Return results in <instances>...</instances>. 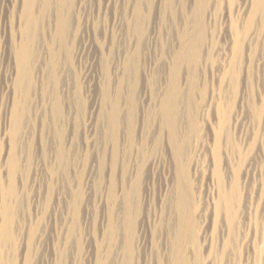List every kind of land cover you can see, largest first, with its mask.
Masks as SVG:
<instances>
[{
    "label": "rangeland",
    "instance_id": "1",
    "mask_svg": "<svg viewBox=\"0 0 264 264\" xmlns=\"http://www.w3.org/2000/svg\"><path fill=\"white\" fill-rule=\"evenodd\" d=\"M16 1L0 0V102L8 101L11 107L5 120L4 108L0 105V264H48L50 253L61 246L68 250L66 264H120L126 259L121 256L128 238L133 246L131 264H163L169 256L175 222L162 194L170 158L162 156L161 146L150 141L157 131L160 132L158 107L161 98L172 90L170 52L173 45H179L177 34L180 36L185 28L188 12L183 8H186V0H171L169 5L167 0H50L49 8L45 6V0H34L32 6L24 10L30 13L29 20L22 13L24 7L21 4L17 7ZM236 2L238 0H207L203 56L187 59V63L184 60L180 65L179 83L183 93L175 103L179 112V134L189 137L186 159L191 169L197 166L199 170L196 176L194 170L192 172L196 208L193 215L197 220L198 238L196 241L187 238L182 242L192 263L199 257V264H259L260 252L264 250V17L255 24L258 35L250 48L246 43L251 36L246 35L244 56L241 55V62H238V81H234L227 65H234L231 49L236 37L233 38L230 28L234 29L232 24L237 19ZM228 9L232 15L235 13L232 17L236 19L232 18L231 23L226 18ZM63 12L71 24L67 38L58 40L56 23ZM237 20L239 26L236 25L238 28L242 25L239 28L242 30L244 23ZM26 25H30L33 35L28 40L30 57L26 62L25 79L20 80L15 53L21 42L25 43L23 27ZM55 98L63 100L61 116L55 113ZM18 102L23 105L24 129L19 137L22 146L19 144V168L13 181L10 158L6 153L7 138L3 140L1 135L3 125L13 127L12 116ZM116 105L120 108L122 122L127 121L126 114H134V122L129 126L124 122L120 128L123 138L126 134L129 140L128 129L134 131V144L127 152L128 156L133 154L132 158L129 156L131 164L135 165L142 157L145 163L136 196L132 199L135 214L132 233H129L125 202L129 200L131 183L128 180L134 171L129 168L130 177L126 174L128 167L124 165L129 161L128 156L122 154L117 162L113 156L110 117ZM224 112L230 123L221 137V169L225 168L228 182L233 178L240 179L242 191L235 206L233 234L227 233L229 227L224 213L215 217L213 204L221 200L222 192L207 167L213 157L209 154H212L215 136L221 130L219 120ZM237 114L240 120L235 126L232 122ZM137 134L150 140L148 145L144 146V143L145 148L137 143ZM63 135L67 151L63 164L65 169L69 167L66 174L53 162L52 155L61 145ZM154 158H162L161 162L165 160L166 165L162 162L161 166H164H156L151 171ZM57 167L60 176L64 172L66 178L57 180L59 183L56 184L52 172ZM246 170H249L247 176ZM12 183L16 194L10 197L5 194V188ZM5 203L12 207L8 235L6 233L4 238ZM74 222L77 230L65 241L59 235L63 223L71 233ZM223 238H230L233 243L225 248L227 250L223 248Z\"/></svg>",
    "mask_w": 264,
    "mask_h": 264
},
{
    "label": "bare ground",
    "instance_id": "2",
    "mask_svg": "<svg viewBox=\"0 0 264 264\" xmlns=\"http://www.w3.org/2000/svg\"><path fill=\"white\" fill-rule=\"evenodd\" d=\"M53 1V0H52ZM52 1L50 0H45L46 4L45 6L48 7V4H49V7L52 3ZM65 1V0H63ZM68 1V0H67ZM168 1V5L169 3L171 2V0H167ZM166 1V2H167ZM185 1V0H184ZM228 1H232V0H228ZM17 4L16 6L18 7L20 4L24 7L23 10H22V13L24 12V16L29 20L30 19V13L29 12H26L24 11L25 8H27L28 6H32L34 0H17L16 1ZM142 2V1H141ZM72 3V2H71ZM137 3V2H136ZM238 3V4H237ZM172 4V3H171ZM186 8L184 7L183 9H185L186 13L187 14V21H185V28H184V31H182L181 35L179 36V34H177V40H178V37H180L179 39V45L176 47L175 45H173L171 47V52H170V56H171V60L173 61L172 62V74H171V86L170 88H172L171 91L172 94H169L171 91H169L166 95L164 93V99L161 98V104L160 106L158 107L159 111H158V114H160V118H161V126H160V132L157 131V134L155 133V135L151 138L153 140H149L150 142H152V144H155V145H160L161 146V150H162V156H166L168 157V159L170 158V160H168V162L170 161V168L168 170V176L165 181V186L164 189H163V197L165 198L164 202L166 205H168V209L171 211V214L174 215L175 217V222H174V225L172 226V229L173 231L172 232V245H171V249L169 250V256L166 257V260L164 261L163 264H165V262L167 264H199L201 258L199 257H196L195 261H193V263L188 259V257L186 256L187 254H185L184 252V249L182 248V242H185V239L187 238H190L191 241H196L197 240V236H196V231H195V217L193 215V210L195 208L194 206V194H193V180L195 179H192L193 175H192V172L194 170V173L196 176V173H198L199 175V170L197 168V166H195L193 169H191V165H190V162L188 163V160L186 159L187 157V145H188V139L189 137L187 138V134L184 135V134H179V122H178V118H179V112L177 111V107L175 104L176 101L178 100V98L181 96V94L183 93L181 91V84L179 83V77H180V66L183 62H185L187 59H196V58H199L203 50V45L205 43V40H206V23H205V14H206V9H207V0H186ZM185 4H183L185 6ZM237 4V16L236 18L237 19H241L242 23L243 24V31L240 30L239 28L241 27L242 28V25L238 28L237 25H238V20L235 18V17H232L235 15V13H233V15L231 14V10L228 9V12L226 13V18L230 20V23L232 22V18H235L236 20L234 21V23L232 24V26L234 27L233 28H230L232 34L233 35V38H235V41L233 40V43H232V51H233V58H234V65L233 67H229L227 65V68H229L230 70H232V72L229 71V69L227 71H229V74H232L231 77H235L234 78V81L236 78L239 77L238 73H239V70H238V62L240 61L239 59H241V55L242 57L244 56L242 54L243 52V48L245 49V45H244V40L245 38L247 37L246 35L247 34H250V38L248 39V42L246 43V45H248V47L250 48V46L252 45L253 41L256 40L257 38V35H258V31H256V28H255V24L257 22L258 19H263V15H264V0H238V2H236ZM20 5V7H21ZM141 5V4H140ZM48 7V8H49ZM139 7V5L137 6V8ZM21 9V8H20ZM19 11V10H18ZM138 11V10H137ZM67 14V13H66ZM72 16V15H71ZM68 16H66L63 12V14H61L58 18H57V23H56V26H57V34L55 33V36L58 40H64L65 37H66V34L69 29V24H71V22L69 23L68 21ZM70 17V16H69ZM185 17V16H184ZM141 20V19H140ZM262 21V20H261ZM264 21V20H263ZM227 22V21H226ZM262 23V22H261ZM80 24V23H79ZM136 24V23H135ZM237 24V25H236ZM263 25V24H262ZM231 26V25H230ZM229 26V27H230ZM231 26V27H232ZM239 26V25H238ZM263 27V26H262ZM72 28V27H71ZM181 28V27H180ZM255 28V29H254ZM260 29V28H259ZM71 30V29H70ZM32 30H31V27L30 25H26L25 27H23V37H25V43L24 41L21 42L20 46L18 48H16V53H15V60H16V63H17V66H18V69L20 71V73L18 74V78L20 80H23L25 79V75H26V71H27V60L28 58L30 57V52H29V49H30V44L28 45V40H29V37L30 35H33L31 34ZM230 33V32H229ZM69 34V33H68ZM69 36V35H68ZM227 36V35H226ZM228 39H229V36H227ZM232 37V36H231ZM230 37V38H231ZM67 38V37H66ZM232 38V39H233ZM226 38V41L228 40ZM57 40V41H58ZM66 41V40H65ZM174 42V41H173ZM61 43V42H60ZM55 44V43H54ZM63 44V43H61ZM231 46V45H230ZM174 47V48H173ZM253 47V46H252ZM231 48V47H230ZM55 49V48H54ZM53 49V50H54ZM52 50V49H50ZM249 52V51H248ZM232 53V52H231ZM245 54V53H244ZM54 56V54H53ZM203 56V55H202ZM249 57V55H248ZM125 59H126V56H125ZM127 60V59H126ZM185 60V61H184ZM200 60V59H199ZM226 60V59H225ZM183 61V62H182ZM198 61V60H197ZM196 61V62H197ZM182 62V63H181ZM188 61H186L187 63ZM194 63V61H192ZM191 62V63H192ZM241 62V61H240ZM249 62V61H248ZM55 64V63H54ZM184 64V63H183ZM190 64V63H189ZM240 64V63H239ZM226 65V64H225ZM222 66V65H221ZM250 66V65H249ZM53 67V65H52ZM134 67V66H133ZM224 67V66H223ZM242 67V66H240ZM55 68V67H54ZM54 68H53V71H54ZM225 70H226V67H224ZM223 68V69H224ZM250 68V67H249ZM56 69V68H55ZM57 70V69H56ZM222 71V70H221ZM227 71H225V73H228ZM57 72V71H56ZM224 73V74H225ZM243 73V72H242ZM223 74V75H224ZM229 74H225L226 76L229 75ZM253 74V73H252ZM57 75V73L55 74ZM167 75V74H166ZM222 75V76H223ZM224 75V76H225ZM223 76V77H224ZM225 76V77H226ZM230 76V75H229ZM238 76V77H237ZM194 77V76H193ZM230 77V78H231ZM231 78V79H232ZM238 81V79H236ZM194 81V80H193ZM233 81V83H234ZM236 81V82H237ZM235 82V83H236ZM248 82V81H247ZM238 83V82H237ZM252 83V82H251ZM263 83V82H262ZM236 85V84H234ZM249 85V84H248ZM241 86V85H239ZM133 88V87H132ZM169 88V89H170ZM237 88V87H236ZM256 89V88H255ZM69 91V90H68ZM158 91V90H157ZM68 94V93H67ZM169 94V95H168ZM230 94V93H229ZM249 94V93H248ZM227 95V94H226ZM241 95V93H240ZM61 96V95H60ZM232 96V95H231ZM58 98V96H56ZM162 97V96H161ZM60 98V97H59ZM229 98V97H228ZM252 98V96H251ZM56 99V98H55ZM180 99V98H179ZM245 99V98H244ZM70 100V99H69ZM236 100V99H235ZM63 101V100H62ZM61 99H56V101H54V104H53V107L55 109V113L56 115H60L61 116V112L64 110L63 108H61V105L63 106V103L61 104ZM220 101V100H219ZM233 101V100H232ZM252 101V100H251ZM4 101H1L0 102V105L4 108V118L5 120L8 119L9 117V113H10V110H11V107L8 103V101H6L5 103H3ZM68 102V101H67ZM219 103V102H218ZM233 103H235L233 101ZM65 104V103H64ZM225 104V103H224ZM118 105V104H117ZM115 106L113 112H112V118L110 117V121H111V124H112V139H113V143H114V152H113V156H114V159H115V162L118 161V159L120 157H122V154L128 156L127 152L129 149H131V146L132 144H134V141H133V136H134V131H133V128L131 130L128 129V132L131 136L130 140L128 138V135L125 134V138H123V134L120 130V128L122 127V124L125 122H122V118L120 116V108L118 106ZM214 105V104H213ZM0 106V107H1ZM216 106V105H215ZM233 106V105H232ZM237 106V105H236ZM248 106V105H247ZM64 107V106H63ZM21 108V112H19V109ZM133 108V107H132ZM219 108V107H218ZM221 108V106H220ZM233 109V108H232ZM235 109V108H234ZM233 109V110H234ZM262 109V108H261ZM232 110V111H233ZM22 111H23V105L18 102L16 103V106H15V111H14V115L12 116L13 118V127H8L6 124L3 125V128H2V133L3 135H1L3 137V140L4 138H7V155L8 157L10 158V164H11V171H12V177H13V181L15 179V175L18 171V168H19V158H18V155H17V152L20 150H18V148L20 147V135L22 134V131H23V126H24V117L22 116ZM218 111V110H217ZM221 111V110H219ZM218 111V112H219ZM238 111V110H237ZM242 112V111H241ZM18 113V114H17ZM221 113V112H220ZM239 113V112H238ZM219 114V113H218ZM242 114V113H241ZM126 118H127V126H129L131 124V122H134V114L132 112H129L128 114H126ZM222 115V118L219 120L221 122L220 124V128L221 130H217L219 133H216L214 132V135L216 134V139H215V144H214V147L213 149L211 150L212 154H209V155H213V157L211 158V162L208 161V171H212L213 172V175L216 177V180L218 182V189H220V191L222 192L220 195L221 197V200L218 201L217 203H214V213H215V217L217 215H223V213L225 214L224 216L226 217V222L228 224V227H229V230H227L228 232L227 233H232L233 229H235V223H236V203L238 202V199L239 197V194L242 192H240V184L238 182V180L240 179H236V178H231L232 180L230 182H228L227 180H225V173H224V169L222 170L221 168V165H222V143L221 142V137L223 135V132H224V129L227 125V123L229 122V116L228 114H226L225 112L221 114ZM262 115V113H261ZM157 116V115H156ZM232 116V115H231ZM240 115L237 114L234 118H233V124L236 126L237 124H239V117ZM221 117V116H220ZM251 117V116H250ZM23 118V119H22ZM242 119V118H241ZM264 119V118H263ZM212 120V119H211ZM245 120V119H244ZM125 122V123H126ZM219 122V123H220ZM250 122V121H249ZM230 123V122H229ZM244 123V122H243ZM192 124V123H191ZM241 124V123H240ZM251 124V123H250ZM219 125V124H218ZM216 125V126H218ZM132 126H133V123H132ZM238 126V125H237ZM246 126V125H245ZM58 127V126H57ZM195 127V126H194ZM219 127V126H218ZM248 127V126H247ZM148 128V127H147ZM196 128V127H195ZM213 128V127H212ZM236 128V127H235ZM262 128V127H261ZM59 129V128H58ZM227 129V128H226ZM225 129V130H226ZM234 129V128H233ZM238 129V128H237ZM252 129V128H251ZM61 130V128L59 129ZM181 130V129H180ZM193 130V128H192ZM216 130V129H215ZM229 130V129H228ZM259 130V129H258ZM207 131V130H206ZM235 132V131H234ZM237 132V131H236ZM260 132V131H259ZM182 133V132H181ZM248 133V132H247ZM143 134V133H142ZM256 134V133H255ZM77 135V134H76ZM182 135V136H181ZM234 135V134H233ZM249 135V134H248ZM258 135V134H257ZM139 135L137 134L136 135V140H137V143L140 144L141 147H143L144 143L146 142V145H148L147 143L149 142L148 139L145 137V136H140L138 137ZM185 136V137H184ZM208 136V135H207ZM231 136V135H230ZM73 137V136H72ZM236 137V135H235ZM240 137V135H239ZM246 137V136H245ZM230 139V138H229ZM240 139V138H239ZM61 141L59 142V144H61L60 146L56 147V150L55 152H53L54 154L53 155V162L56 163V166H58L57 164H59V166H61L62 171H66V168L65 169V166H64V161H66L67 159V151L66 149L64 148V145H65V137L63 135V138L60 139ZM67 140V139H66ZM140 140V141H139ZM147 140V141H146ZM190 140V139H189ZM71 141V140H70ZM230 141V140H228ZM233 141V140H232ZM238 141V139H237ZM257 141V139H256ZM5 142V141H3ZM20 142V143H19ZM235 142V141H234ZM136 143V142H135ZM136 143V144H137ZM232 143V142H231ZM242 143V142H241ZM249 143V142H248ZM4 144V143H3ZM20 144V145H19ZM252 144V143H251ZM255 144V143H254ZM151 145V144H150ZM204 145V144H203ZM243 145V144H242ZM253 145V144H252ZM22 146V145H21ZM234 146V144H233ZM237 146V145H236ZM251 146V145H250ZM257 146V145H255ZM140 147V148H141ZM153 147V146H152ZM206 147V145H205ZM208 147V146H207ZM211 147V148H212ZM145 148V147H143ZM142 148V149H143ZM229 148V147H228ZM226 148V149H228ZM253 148V147H252ZM203 149V147L201 148ZM205 149V148H204ZM233 149V147H232ZM52 150V149H51ZM145 150V149H144ZM155 150V149H154ZM153 150V151H154ZM207 150V148H206ZM229 150V149H228ZM239 150V149H238ZM253 150V149H252ZM135 151V150H134ZM232 151V150H231ZM242 151V150H240ZM132 151L130 150V153ZM205 152V150H204ZM258 152V151H257ZM133 153V152H132ZM131 153V154H132ZM138 153V152H136ZM141 153V152H140ZM145 153V152H144ZM227 153V152H226ZM231 153V152H230ZM261 153V152H260ZM69 154V153H68ZM71 154V153H70ZM74 154V153H72ZM77 154V153H76ZM146 154V153H145ZM229 154V152H228ZM226 154V155H228ZM233 154V153H232ZM241 154V153H240ZM133 155V154H132ZM131 155V156H132ZM206 155V154H205ZM242 155V154H241ZM240 155V156H241ZM130 156V155H129ZM127 157L126 159H128L129 161L125 163L124 167H128L127 172L124 171L128 176L130 175V170L132 172V170L134 171V174L133 176L130 178L129 183H131L130 187L131 189H129L130 191V195H129V200H127L126 203V206H127V213L125 214L126 218L129 220L128 224H129V233L131 232H134V228H135V221H134V210H133V198L136 196V189L138 187V183H139V178L142 177V172L143 170L145 169V163L143 162L144 161V157L140 158L141 160H137L135 165L131 164V160H130V157ZM137 156V154H136ZM230 156V155H229ZM239 156V155H238ZM243 156V155H242ZM2 157V156H1ZM75 157V155L73 156ZM146 157V156H145ZM233 157V156H231ZM22 158V157H21ZM71 158V157H70ZM76 158V157H75ZM132 158V157H131ZM74 159V158H73ZM113 159V161H114ZM137 159V158H136ZM135 159V160H136ZM161 159L162 158H154L152 159L151 161V171L153 169V171L155 170L156 166H161L162 162H164L165 160H163L161 162ZM189 159V158H188ZM204 159V158H203ZM229 159V158H228ZM244 159V158H242ZM256 159V158H255ZM187 160V161H186ZM199 160V159H198ZM234 160V159H233ZM246 160V159H245ZM103 161V160H102ZM141 161V162H140ZM235 161V160H234ZM244 161V160H243ZM229 162V161H228ZM232 162V160H231ZM54 163V164H55ZM165 163V162H164ZM212 163V164H211ZM115 164V163H114ZM122 164H124L122 162ZM148 164V165H149ZM232 164V163H231ZM247 164V163H245ZM166 165V163H165ZM256 165V164H255ZM164 166V165H162ZM161 166V167H162ZM205 166V165H204ZM53 167V166H52ZM125 167V168H126ZM261 167V166H260ZM129 168H131L129 170ZM200 168V167H199ZM212 168V169H211ZM250 168V167H249ZM262 168V167H261ZM204 169V168H203ZM210 169V170H209ZM229 168H227L228 170ZM241 169V168H240ZM260 169V168H259ZM125 170V169H124ZM158 170V169H157ZM60 170L58 169V167L55 169L54 172H52V174H54V178L56 179L54 183H59L57 182V180H64V178H66V175H64V172L63 174L60 176V173L59 172ZM150 171V170H149ZM150 171V172H151ZM231 171V170H230ZM238 171V170H237ZM241 171V170H240ZM248 171L249 170H246V176L248 175ZM123 172V173H124ZM145 172V171H144ZM157 172V171H155ZM201 172V171H200ZM204 172V171H203ZM263 172V171H262ZM154 173V172H153ZM205 173V172H204ZM208 173V172H206ZM66 174V172H65ZM132 174V173H131ZM155 174V173H154ZM167 174V173H165ZM264 174V173H263ZM212 175V177H213ZM258 175V174H257ZM155 176V175H154ZM234 176H236V174L234 173ZM260 176V175H259ZM130 177V176H129ZM228 177V176H227ZM232 177V176H231ZM214 178V177H213ZM230 178V177H229ZM246 178V177H245ZM259 178V177H257ZM262 178V177H261ZM53 180V178H52ZM125 180V179H124ZM205 180V179H204ZM246 180V179H245ZM54 181V180H53ZM202 181V180H201ZM252 181V180H251ZM262 181V179H261ZM206 182V181H205ZM61 185V184H60ZM59 185V186H60ZM4 186V185H3ZM54 186V185H53ZM65 186V185H64ZM211 186V185H210ZM56 187V185H55ZM54 187V188H55ZM58 187V186H57ZM61 187V186H60ZM197 187V186H196ZM211 188V187H210ZM215 188V187H214ZM58 189V188H57ZM135 189V190H134ZM252 189V188H251ZM134 190V191H133ZM242 190V189H241ZM211 191V190H210ZM219 191V192H220ZM244 191V190H243ZM264 191V190H263ZM212 192V191H211ZM254 193V191H252ZM5 194L7 196H10V197H13L15 194H16V187L15 185L12 183L10 186L6 187L5 188ZM65 195V194H64ZM114 195V194H113ZM263 195V194H262ZM60 196V195H59ZM63 196V195H61ZM246 196V195H245ZM255 196V195H254ZM247 197V196H246ZM60 199V198H59ZM58 199V200H59ZM243 199V197H242ZM250 199V198H249ZM211 200V199H209ZM219 200V199H218ZM136 201V200H135ZM61 202V200L59 201ZM114 202V201H113ZM117 202V201H116ZM197 202V200H196ZM199 202V201H198ZM253 202V201H252ZM256 202V201H255ZM6 205V206H5ZM4 205V208H3V213L6 215L5 216V223L3 225V230H5L4 232V235L3 237L5 238L6 237V233H7V230H8V227H9V223L11 222V217H10V210H11V205H9L8 203L6 204L5 203ZM196 205V204H195ZM11 206V207H10ZM256 206V205H255ZM239 207V206H237ZM196 209V208H195ZM208 210V209H207ZM206 210V211H207ZM256 211V210H255ZM258 211V210H257ZM197 213V211L195 212ZM194 213V214H195ZM201 213V212H200ZM170 214V212H169ZM209 214V213H208ZM196 215V214H195ZM76 216V215H75ZM239 216V215H238ZM214 217V218H215ZM218 217H221V216H218ZM216 219V218H215ZM262 219V218H261ZM264 220V219H263ZM65 221V220H64ZM172 221V219H171ZM240 221V220H239ZM258 221V220H257ZM51 222V221H50ZM216 222V221H215ZM214 222V223H215ZM264 222V221H263ZM170 223V222H169ZM197 223V222H196ZM206 223V222H205ZM219 223V221L217 222ZM250 223V222H249ZM65 223H63V227H62V230L60 231V234L64 239L65 241H68V238L72 237V233H74L75 228L77 227V223L74 222L73 223V230L71 231L70 233V230H68V228L64 225ZM217 225V224H216ZM171 226V225H170ZM258 226V225H257ZM34 227V226H33ZM116 227V226H115ZM25 228V227H24ZM171 228V227H169ZM212 228V227H211ZM215 228V226H214ZM218 228V227H217ZM216 228V229H217ZM251 228V227H250ZM30 229V228H29ZM38 229V228H36ZM126 229V228H125ZM118 230V229H117ZM215 230V229H214ZM258 230V229H257ZM24 231V230H23ZM36 231V230H35ZM212 231V230H211ZM9 232V231H8ZM118 232V231H117ZM216 232V231H215ZM234 232V231H233ZM257 232V231H256ZM24 233V232H23ZM32 233V232H31ZM34 233V232H33ZM128 233V232H127ZM35 234V233H34ZM233 234V233H232ZM241 234V233H240ZM257 234V233H255ZM259 234V233H258ZM264 234V233H263ZM8 235V233H7ZM28 235V234H27ZM33 235V234H31ZM248 235V234H247ZM246 235V236H247ZM36 236V235H35ZM58 236V235H57ZM228 236H231V235H228ZM236 236V235H235ZM257 236V235H256ZM39 237V236H38ZM128 237V236H127ZM197 237V238H196ZM212 237V235H211ZM239 237V236H238ZM61 238V237H60ZM237 238V237H235ZM249 238V237H248ZM27 239V238H26ZM130 239V238H128ZM127 239V240H128ZM196 239V240H195ZM224 239V246L223 247L224 249L225 248H229V246L233 245V243H231V239L233 240L234 238H232L231 236V239L230 238H223ZM42 240V239H41ZM125 239L126 242H124L125 246H123L122 250L124 251V255L121 256V257H124L126 256V259L125 261L123 260V258H121L123 261L122 263L124 264H131L130 261V257L132 258V255L131 253L133 252V246H130L131 242L130 241H127ZM170 240V239H169ZM28 241V240H27ZM31 241V240H30ZM36 241V240H35ZM59 241V240H58ZM190 241V242H191ZM201 241V240H200ZM264 241V239H263ZM23 242V241H22ZM45 243V242H44ZM192 243V242H191ZM242 243V242H241ZM258 243H259V240H258ZM67 244V243H66ZM187 244V243H186ZM202 244V243H201ZM261 244V243H260ZM40 245V244H39ZM258 245V244H257ZM196 246V245H195ZM194 246V247H195ZM260 246V245H259ZM62 247V246H61ZM59 247V250H55L56 248H54V250L50 253V256H51V259L49 261L48 264H66L65 263V256H66V251L68 250H65V248H61ZM66 247V246H65ZM187 247V246H186ZM193 247V246H192ZM191 247V248H192ZM213 247V246H212ZM216 247V246H215ZM218 247V246H217ZM222 247V245H221ZM61 248V249H60ZM185 248V246H184ZM211 247H209L210 249ZM227 248V249H228ZM232 248V247H231ZM254 248V247H253ZM28 249V248H27ZM58 249V248H57ZM67 249V247H66ZM135 249V248H134ZM193 249V248H192ZM199 249V248H198ZM212 249H215L214 247ZM225 249V250H227ZM241 249V248H240ZM239 249V250H240ZM211 250V249H210ZM223 250V249H222ZM221 250V251H222ZM261 249H259L260 251ZM216 251V250H215ZM257 251V250H256ZM195 252V251H194ZM198 252V251H197ZM200 252V251H199ZM213 252V251H211ZM225 254V251L222 252V254ZM165 254V253H164ZM194 254V253H193ZM199 254V253H198ZM198 254H196V256H198ZM204 254V253H203ZM212 254V253H211ZM221 254V255H222ZM255 254H258L255 253ZM213 255V254H212ZM200 256V255H199ZM210 256V255H209ZM223 256V255H222ZM225 256V255H224ZM240 256H243L242 254ZM67 257V256H66ZM217 257V256H216ZM255 257V256H254ZM165 258V257H164ZM211 258V257H210ZM209 258V259H210ZM219 257H217L218 259ZM231 258V257H230ZM127 259H128V262H127ZM194 259V258H193ZM221 259H223L221 257ZM248 259V258H247ZM224 260V259H223ZM222 260V261H223ZM254 260V259H253ZM221 261V262H222ZM48 262V261H47ZM121 262V260H120ZM133 262V261H131ZM214 262V261H212ZM216 262V261H215ZM120 263V264H122ZM224 263V262H222ZM256 263V262H255ZM103 264V263H102ZM217 264V263H216ZM226 264V263H225ZM243 264V263H242ZM259 264H264V250H261L260 252V261H259Z\"/></svg>",
    "mask_w": 264,
    "mask_h": 264
}]
</instances>
